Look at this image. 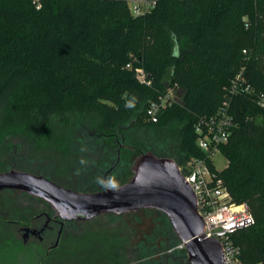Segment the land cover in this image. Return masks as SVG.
Wrapping results in <instances>:
<instances>
[{
	"label": "trees",
	"instance_id": "trees-1",
	"mask_svg": "<svg viewBox=\"0 0 264 264\" xmlns=\"http://www.w3.org/2000/svg\"><path fill=\"white\" fill-rule=\"evenodd\" d=\"M263 31L264 0H156L140 16L128 0H0V140L20 134L68 154L82 125L124 143L142 131L177 137L180 165L205 155L196 124L220 110L243 73L253 92L232 100L219 174L255 219L232 241L247 264H264ZM170 89L184 96L148 121L149 105Z\"/></svg>",
	"mask_w": 264,
	"mask_h": 264
},
{
	"label": "rangeland",
	"instance_id": "rangeland-1",
	"mask_svg": "<svg viewBox=\"0 0 264 264\" xmlns=\"http://www.w3.org/2000/svg\"><path fill=\"white\" fill-rule=\"evenodd\" d=\"M128 1L132 4L134 0ZM250 19L245 18L246 21ZM249 35L250 33H246L243 27L240 28V36L243 41H247ZM177 92H174L176 99ZM87 127L82 125L73 134L68 154L61 152L66 148L62 150L52 146H42L39 142L40 146L20 134L3 138L0 140V172L19 169L38 175L43 174L75 191L94 192L98 190L99 186L103 184L102 174L95 175L93 173L96 159L93 157L94 155L84 153V151L88 152V149L95 146H106L111 148L112 155L116 153L121 141H117L115 134L102 135V133L88 130ZM178 142L177 137L161 139L137 131L132 142L123 143L126 146L123 150L127 161L126 172L120 177L110 178L109 185L114 187L121 185V182L129 181L132 178L131 164L142 152L151 151L158 156L174 158L177 162ZM78 151L80 152L79 157L83 159L80 162L74 160V154ZM227 164V159L223 155H218L216 158L218 169L224 170ZM84 171H88V174H84ZM75 174L77 176L80 174L77 179L74 178ZM95 184H98L97 189L94 187ZM8 199L10 202L16 201L19 204L33 206L36 210L46 209L43 202L18 192L4 191L0 193V202ZM1 225H7V223L0 220ZM76 225L124 227L126 233L124 238H121V246L126 251V256L122 259L123 264H162L161 255L156 254L155 248L164 240L162 232L170 231V235H172L167 215L159 211L143 210L136 214L119 217L101 215L91 221L76 223ZM12 239L10 235L0 233V264H30V259L21 256L19 248L14 245ZM172 239L173 242H180L174 235H172ZM131 252L132 254L129 255Z\"/></svg>",
	"mask_w": 264,
	"mask_h": 264
},
{
	"label": "water",
	"instance_id": "water-1",
	"mask_svg": "<svg viewBox=\"0 0 264 264\" xmlns=\"http://www.w3.org/2000/svg\"><path fill=\"white\" fill-rule=\"evenodd\" d=\"M176 96L181 99L184 93L179 90ZM131 172L132 178L119 186L81 192L43 175L10 169L0 172V192L18 191L41 199L66 221L160 211L170 220L174 236L186 246L191 264H225L222 244L206 237L197 197L174 158L142 152L133 161Z\"/></svg>",
	"mask_w": 264,
	"mask_h": 264
},
{
	"label": "flooded vegetation",
	"instance_id": "flooded-vegetation-1",
	"mask_svg": "<svg viewBox=\"0 0 264 264\" xmlns=\"http://www.w3.org/2000/svg\"><path fill=\"white\" fill-rule=\"evenodd\" d=\"M115 137L117 141H121V145L115 154L111 155V148L106 146H95L88 149V152L84 151V153L94 155L93 157L96 159L93 173L95 175L102 174L103 184L99 186L98 190H103L106 186L111 187L109 181L126 172L127 161L126 155L123 153L126 146H124L121 136L115 135ZM79 156L80 152H75L74 160L77 162L83 160ZM84 172V174H88V171ZM78 176L75 174L74 178L77 179ZM48 179L52 180L51 178ZM57 184L64 186L60 183ZM18 193L41 201L46 206V209L36 210L33 206L19 204L16 201L10 202L9 199L0 202V220L7 223V225L0 226V233L10 235L13 238L12 242L19 248L21 256L30 259V264H123L122 259L126 256V251L121 246V238H124L126 233L124 227L76 225V223L91 220L66 221L58 217L43 200L27 193ZM170 228L171 234L176 235L171 222ZM161 234L164 240L158 244L155 251L157 255H161L162 264H191L184 243L181 241L173 242L170 231Z\"/></svg>",
	"mask_w": 264,
	"mask_h": 264
},
{
	"label": "built area",
	"instance_id": "built-area-1",
	"mask_svg": "<svg viewBox=\"0 0 264 264\" xmlns=\"http://www.w3.org/2000/svg\"><path fill=\"white\" fill-rule=\"evenodd\" d=\"M130 5L132 13L140 16L149 13L155 7L156 0H134ZM243 53L248 55L247 50ZM131 67L129 64L128 68ZM135 72L142 83L151 84L143 68H137ZM227 91L228 99L220 110L196 124L197 146L205 155L192 157L180 164L179 169L197 197L198 212L205 222L206 237L217 239L222 244L225 264H247L242 259V249L233 243L232 237L238 231L254 225L255 219L246 204H236L232 201L220 177L222 170L218 169L216 158L223 155L221 147L228 143L235 125L231 114L232 100L239 95L252 93L253 89L243 73H240ZM174 92L175 90L170 89L159 101L149 105L146 110L148 121L158 122L162 109L176 100ZM257 102L258 105L264 106V93L259 95Z\"/></svg>",
	"mask_w": 264,
	"mask_h": 264
}]
</instances>
